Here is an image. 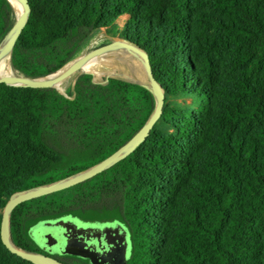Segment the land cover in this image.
<instances>
[{
  "label": "trees",
  "instance_id": "1",
  "mask_svg": "<svg viewBox=\"0 0 264 264\" xmlns=\"http://www.w3.org/2000/svg\"><path fill=\"white\" fill-rule=\"evenodd\" d=\"M27 3L10 56L14 74L49 76L94 41L122 39L147 54L164 106L124 160L16 206L15 246L38 252L25 237L29 217L56 222L64 216L45 217L118 209L130 240L124 264H264V0ZM16 20L10 1L0 0V45ZM104 58L148 79L130 55ZM155 109L148 89L123 79L98 85L87 75L64 91L0 84V230L11 196L110 157ZM70 153L88 156L63 164ZM0 264L32 263L10 253L0 232Z\"/></svg>",
  "mask_w": 264,
  "mask_h": 264
},
{
  "label": "water",
  "instance_id": "2",
  "mask_svg": "<svg viewBox=\"0 0 264 264\" xmlns=\"http://www.w3.org/2000/svg\"><path fill=\"white\" fill-rule=\"evenodd\" d=\"M9 1L11 3V0ZM14 1L22 6L23 13L20 16H18L17 11L14 9L17 15V20H16V23L13 29L9 33V35L5 38L3 43L0 45V57L8 51L10 52V56H11V52L17 41V38L21 34L28 20L30 8L27 3V0H14ZM99 40H111V41L127 43V44L134 45L139 50H141L138 46H136L135 44H132L129 41H125L122 39H114V38H101V39L94 41L87 48V50L84 52L82 56L86 58V55L89 52V50ZM141 51L146 56L145 70L148 75L147 80L143 79L134 68L115 64L112 62L98 63L97 65H94L91 68H87L70 78L57 77L55 76L56 73L49 75V76H44V77H26V76H19L13 73L11 76L0 78V84H5L7 86L26 87V88H55V89L60 90L59 89L60 86L75 83L76 81H78L79 79L87 75L92 76V73L95 71L109 70V71H114V72H124V73L131 75V79L120 78V77H106V78L123 79L130 83L138 84L148 89L153 94L155 101H156L155 112L153 113L151 118L148 120V122L125 146H123L121 149H119L117 152H115L110 157L106 158L105 160L101 161L100 163L92 167H89L81 172L75 173L64 179L58 180L52 184H49V185H46L40 188L25 190V191L16 193L13 196H11V198L9 199V201L7 202L3 210L0 232H1V239H2L4 246L13 255L25 261H28L32 264H65L58 259L46 256V255H42V254H39L33 251L21 250L15 246L12 235H11V213L13 209L16 206L24 202H27L29 200H33V199H36V198H39L45 195H49V194L59 192V191L68 189L70 187L76 186L80 183H83L95 177L97 174H100L112 168L117 163H119L120 161L128 157L130 154H132L137 149V147L148 138L155 124L161 118L162 113H163V106H164V95L161 92L160 87L157 85V83L152 77L147 54L145 53V51L143 50ZM151 82L155 83V85L158 88L159 93L155 92L152 89ZM57 225L66 228L68 231L74 230L77 232L78 235H81V236L83 235L85 236L86 233L91 232V231L87 232V230H76V228L73 225L69 223H65L64 221L57 222ZM104 234H106V236L112 235L114 236V238H116V241L113 243L114 247L120 246L125 240V238L120 234L119 229H115V230L107 229L104 231ZM67 252L71 254H76V252L75 253L70 252L69 248H67ZM82 255L84 257H89L92 261V264H99L98 259L94 257L93 252H90V254L88 255L86 254H82Z\"/></svg>",
  "mask_w": 264,
  "mask_h": 264
},
{
  "label": "rangeland",
  "instance_id": "3",
  "mask_svg": "<svg viewBox=\"0 0 264 264\" xmlns=\"http://www.w3.org/2000/svg\"><path fill=\"white\" fill-rule=\"evenodd\" d=\"M114 54H126L132 56L139 66L143 67V64L139 61V59L132 53L126 52H112L109 55ZM110 58V57H109ZM106 59L103 57L102 61L99 63H108L111 62L110 59ZM14 72L11 69V74ZM93 78V76H92ZM105 77L94 80L96 84H102L105 82ZM94 79V78H93ZM67 86V85H66ZM88 154H77V153H70L67 156L63 157V164H68L71 161H75L81 158L87 157ZM108 212H89V213H65L62 215L59 214H52L47 215L45 218L47 220L53 221L54 219L61 217L60 219H57L58 221H64L65 223H71L78 227L83 228H97V229H113V228H119L121 232H124L127 236V250H128V244L130 242L129 240V234L127 233L125 227L120 223V213L118 209L109 210ZM39 218L38 217H29L24 221V233L26 239L31 243L33 248L37 250L39 254L42 255H50V254H61L63 252V239L60 238L58 243L54 245L48 243L45 240V235L48 232H55V233H62V227L54 225L51 228H48L44 226L43 224H39L38 227L34 231H29L32 224H34Z\"/></svg>",
  "mask_w": 264,
  "mask_h": 264
},
{
  "label": "flooded vegetation",
  "instance_id": "4",
  "mask_svg": "<svg viewBox=\"0 0 264 264\" xmlns=\"http://www.w3.org/2000/svg\"><path fill=\"white\" fill-rule=\"evenodd\" d=\"M57 222H36L31 227L30 231H34L39 224L51 228L54 225H57ZM71 224V223H69ZM73 225L76 230H87L86 235H78L76 231H68L66 228L62 227V233L48 232L45 235V240L55 246V241L57 239H63V252L61 254H51L50 256L55 257V255L68 262H77L82 263L84 261L88 264H92V261L89 257H84L82 254H90L93 252V255L98 259L99 264H124L125 257L127 255V236L124 232H121L119 228H113L111 230L119 229L120 234L125 238L124 242L117 247H114L113 243L116 241V238L112 235L106 236L104 231L107 229H97V228H83ZM118 243V241H117ZM69 248L70 252H76V254H71L67 252ZM100 258V259H99ZM84 260V261H82ZM85 263V262H84Z\"/></svg>",
  "mask_w": 264,
  "mask_h": 264
},
{
  "label": "bare ground",
  "instance_id": "5",
  "mask_svg": "<svg viewBox=\"0 0 264 264\" xmlns=\"http://www.w3.org/2000/svg\"><path fill=\"white\" fill-rule=\"evenodd\" d=\"M11 3L13 4L14 9L17 11L18 16H20L23 13L22 6L14 0H11ZM112 52L132 53L143 64V68H146V56L141 50H139L134 45L111 40H99L89 50L86 55V58L84 56H80L79 58L71 61L62 69L57 71L55 76L61 78H70L87 68H91L92 66L97 65L100 61H102L105 55L110 54ZM11 75L12 74L10 65V52L8 51L0 57V78L8 77ZM92 76L94 80L101 79L105 76L131 79V75L127 73L114 72L109 70L95 71L92 73ZM151 87L155 92L159 93L158 88L154 82H151ZM65 88L66 85L59 87L61 91H64Z\"/></svg>",
  "mask_w": 264,
  "mask_h": 264
}]
</instances>
